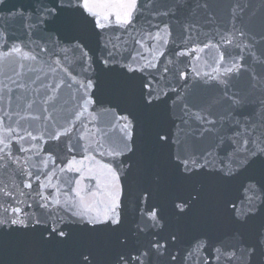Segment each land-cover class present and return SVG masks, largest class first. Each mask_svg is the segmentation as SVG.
<instances>
[{
  "label": "snow or ice",
  "instance_id": "6c2138e0",
  "mask_svg": "<svg viewBox=\"0 0 264 264\" xmlns=\"http://www.w3.org/2000/svg\"><path fill=\"white\" fill-rule=\"evenodd\" d=\"M7 6L0 0V19L20 21L24 35L0 26V60L38 65L25 70L21 62L13 74L20 79L0 73V254L18 253L8 264H49L43 249L71 241L65 228L72 224L89 240L69 264H264V0H231L221 24L212 0H35L5 13ZM65 13L84 29L92 25L103 55L85 35L49 28ZM198 15L216 25L206 41L193 40ZM108 32L118 33L116 42ZM209 48L218 52L211 71L182 59L199 60ZM97 59L109 72L141 74L143 108L171 99L175 127L190 130V139L161 130L145 140L135 111L102 108ZM21 101L28 115H21ZM62 138L66 155L51 148ZM170 143L178 174L207 181L172 200L174 223L152 203L166 180L154 153ZM30 232L38 237L27 238Z\"/></svg>",
  "mask_w": 264,
  "mask_h": 264
},
{
  "label": "water",
  "instance_id": "95a60500",
  "mask_svg": "<svg viewBox=\"0 0 264 264\" xmlns=\"http://www.w3.org/2000/svg\"><path fill=\"white\" fill-rule=\"evenodd\" d=\"M35 0H8L7 9H4V12L7 13L8 9H13L17 7H25L29 8L33 5ZM212 3L215 8V15L217 24L226 23L228 17V7L231 3V0H212ZM183 19V18H181ZM193 22L197 23L200 26V31L198 34H193V40L206 41L212 34L213 29L216 25L206 23L205 15H198L196 17H192ZM7 24L10 28L15 30V35L18 37H23L24 32L21 26L20 21L14 19H0V26ZM50 29L59 28L68 36H79L85 35L89 47L93 50L95 55L98 57L103 55V52L100 50L98 38L96 36V32L93 30L92 25L88 24L87 28L84 29L82 25H80L76 16L72 13H65L56 24L50 25ZM118 33L108 32L106 33L107 37L114 42H116V35ZM177 40L180 39V28L177 26L176 28ZM121 38L124 40H128L129 37L124 35L123 33H119ZM187 43V42H186ZM196 54H193L191 57H185L182 59L190 60L191 66L196 67L201 72L203 71H211V67L215 66V62L218 59V52L215 48L206 49L203 53H199L200 59L197 60L194 58ZM68 59L71 61L72 54H68ZM25 64V70L28 65H32L33 67H38L34 62L31 61H19V58L13 56L6 60H0V73L6 72L8 75H13L14 71H22L19 68L20 63ZM211 66V67H210ZM182 67H187V64ZM95 77L98 82V90L95 95L98 97L100 105L103 107H110L112 105H119L120 109H132L135 111L140 120V126L138 129V134L140 137L145 140H150L157 131H165V132H174L177 136L183 137L184 139H190L192 132L190 130L185 129V133H188L186 136L185 133L180 132L178 128L175 127L176 124H179V120L177 119L178 109L172 105L171 99L167 100V103L160 104L156 108L145 109L140 105V89H141V74L137 73L135 75L126 73L122 68H116L113 71L109 72L104 69V66L99 63L97 59L95 64ZM47 71V68L44 69ZM43 76V73H40ZM2 78V76H0ZM14 79H20L13 75ZM170 80H173L172 86L178 87L172 77H169ZM195 81V77L189 81V88L192 87V84ZM27 83V80L24 81ZM123 84L125 87L117 88V84ZM241 87H244V83L241 82ZM35 87V85H32ZM25 97H30L31 93H25ZM69 96V92L67 89H62V97L63 99H67ZM100 110H98L99 112ZM251 111V109H249ZM29 113L24 110V101H21V115H28ZM35 114V113H32ZM101 120L109 119L110 117L106 115H101ZM37 124L34 122L33 127H36ZM75 142V141H74ZM47 147V146H46ZM52 151L61 153L66 155V150L63 143V138L61 142L58 144H53L51 146ZM171 143L167 147L158 148L154 153V161L156 164L163 163L166 165L165 168L158 169L163 172L166 176L165 183L159 188L153 190V198L152 203L159 204L163 207L165 211V215L169 217L172 222H175V218L172 216V200H174L177 196L186 195L187 192L194 186L205 181L202 177H193L192 179L185 180L182 178L177 171L176 162L170 160V153L172 152ZM70 158V156H69ZM80 158L79 156L77 157ZM98 159H102L103 162H107L106 158L97 157ZM32 163L38 164V158L34 157ZM71 176H78L79 174H68ZM43 179V177H42ZM56 181V177H53V182ZM16 183L19 184V179H16ZM83 183H87L84 181ZM134 189L138 192L137 182L135 180L131 181ZM36 189L35 182L33 183V190ZM25 192H30L33 190L22 189ZM46 193H53V190L46 189ZM63 191H67V189H62ZM70 195L74 196V193H70ZM61 201H63V195L60 196ZM134 201L130 202L128 209V217L129 222L134 219ZM82 225L72 224L68 225L65 230H71L73 233V239L68 241L65 244H58L53 242L50 245H47L43 249V258L49 262V264H69V262L73 258L74 250L85 246L88 243L89 237L88 234L81 231ZM40 231H43L41 228ZM38 232L35 233H27V238L35 239L38 237ZM18 258V253L15 251H10L7 254H0V260L5 261V264H8L9 261Z\"/></svg>",
  "mask_w": 264,
  "mask_h": 264
}]
</instances>
